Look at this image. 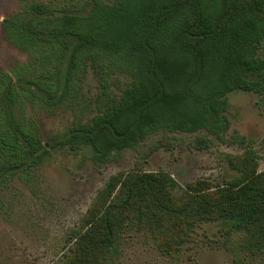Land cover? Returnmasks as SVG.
<instances>
[{"label":"trees","instance_id":"trees-1","mask_svg":"<svg viewBox=\"0 0 264 264\" xmlns=\"http://www.w3.org/2000/svg\"><path fill=\"white\" fill-rule=\"evenodd\" d=\"M91 2L88 9L57 10L53 2L19 0L3 21L7 40L22 51L55 48L66 56L71 48L65 97L89 64L95 71L106 65L128 75L121 100L73 128L65 142L73 151L90 146L107 159L157 132L216 135L228 126V93L264 96V0ZM12 83L0 71V181L44 149L37 123L23 127L10 120ZM210 144L205 136L197 147ZM229 164L239 178L214 190L208 181H197L178 197L172 193L175 179L165 172L112 176L87 211L71 264H102L131 224L171 254L184 247L197 225L227 221L246 232L253 253L263 254L264 173L252 151L230 156Z\"/></svg>","mask_w":264,"mask_h":264},{"label":"rangeland","instance_id":"rangeland-1","mask_svg":"<svg viewBox=\"0 0 264 264\" xmlns=\"http://www.w3.org/2000/svg\"><path fill=\"white\" fill-rule=\"evenodd\" d=\"M36 1L53 2L57 10L88 9L92 3ZM18 4L19 0H0V71L12 76L10 120L23 127L37 123L44 149L24 169L0 181V264H71L92 201L118 173L165 172L177 183L172 191L176 197L197 181H208L214 190L239 178L229 157L248 151L255 153L258 172L264 173V96L239 90L226 95L228 126L219 134L157 132L107 159L90 146L73 151L65 143L73 128L90 123L112 100H121L131 81L115 68L105 65L97 73L89 64L82 82L65 97L71 48L65 56L55 48L25 52L13 46L3 21ZM205 136L211 144L199 150L197 142ZM245 236L227 221L201 223L179 252L165 254L159 240L131 224L102 264H264V253H253Z\"/></svg>","mask_w":264,"mask_h":264}]
</instances>
